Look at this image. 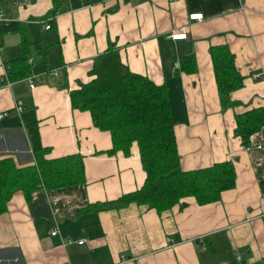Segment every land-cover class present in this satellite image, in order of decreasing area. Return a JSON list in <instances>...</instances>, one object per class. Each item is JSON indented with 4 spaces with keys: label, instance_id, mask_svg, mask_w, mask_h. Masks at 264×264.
Segmentation results:
<instances>
[{
    "label": "crops",
    "instance_id": "obj_1",
    "mask_svg": "<svg viewBox=\"0 0 264 264\" xmlns=\"http://www.w3.org/2000/svg\"><path fill=\"white\" fill-rule=\"evenodd\" d=\"M57 1V15L45 20L53 0L0 3V23H19L30 43L27 75L10 80L9 62L24 56L22 36L0 37V113H7L0 161L35 164L14 110L20 105L35 111L46 159L80 156L85 183L56 190L41 183L29 201L15 192L0 215V264H264V126L248 148L234 136L235 115L264 109V0ZM176 34L186 37L171 40ZM110 46L132 73L165 86L183 171L233 163L235 188L220 201L199 206L189 197L161 214L135 203L110 207L144 183L137 145L128 156L107 155L110 134L73 110L69 97L94 78V59ZM215 46L234 54L243 78L231 94L234 108L219 102L209 55Z\"/></svg>",
    "mask_w": 264,
    "mask_h": 264
},
{
    "label": "trees",
    "instance_id": "obj_2",
    "mask_svg": "<svg viewBox=\"0 0 264 264\" xmlns=\"http://www.w3.org/2000/svg\"><path fill=\"white\" fill-rule=\"evenodd\" d=\"M5 1H0L3 3ZM60 3L53 0L52 8L43 20L54 19ZM54 21H49V29ZM21 25L16 22L0 23V37L19 33ZM21 45L24 56L10 61V80L25 78V63L30 46L26 36ZM217 94L223 109L237 106L231 94L243 87V78L235 67V56L226 46L209 50ZM183 69H194V58L184 59ZM191 69V70H189ZM90 76L94 78L69 93L73 110L88 112L94 128L108 132L111 149L107 155L122 152L130 154L137 145L139 161L145 173L141 188L116 200L110 207H125L131 203L147 206L158 214L172 209L185 198H193L197 205L216 203L221 193L235 188V170L231 161L212 166L183 171L171 116L167 90L155 85L148 78L132 73L120 60L117 50L110 46L94 59ZM23 124L27 130L35 164L17 168L12 160L0 161V215L7 210L12 195L20 191L29 201L42 183L46 190H56L85 183L82 158L78 155L58 159H46L49 150L42 147L38 133L35 111H23ZM234 136L241 146L248 148L250 138L264 126V109L255 108L234 116ZM103 209L104 206H102ZM200 242V241H199ZM205 242V239L202 240Z\"/></svg>",
    "mask_w": 264,
    "mask_h": 264
},
{
    "label": "built area",
    "instance_id": "obj_3",
    "mask_svg": "<svg viewBox=\"0 0 264 264\" xmlns=\"http://www.w3.org/2000/svg\"><path fill=\"white\" fill-rule=\"evenodd\" d=\"M27 0H14L13 1V3H14V5H16V6H19V5H22V4H24L25 2H26ZM169 1H180V0H169ZM195 16H200V18L199 19H196L195 18ZM201 17H202V15H189V20H201ZM2 18V11H1V9H0V19ZM45 29L47 30V29H49V25H46L45 26ZM183 37V38H179V37ZM185 37H186V34H176V35H170V39L171 40H173V41H176V40H184L185 39ZM57 74V72L56 71H54L53 72V75H56ZM260 75H253V78H258ZM5 81V77H2L1 78V82H4ZM29 83H30V88H33V85H32V82L31 81H29ZM7 86H9V83H7ZM14 110H15V112L17 113V115L18 116H21V114L23 113V108L20 106V105H16L15 106V108H14ZM7 116V113H0V120L1 119H3L4 117H6ZM57 233H58V231H57V229H54L52 232H51V234L53 235V236H55V235H57ZM78 243V245H82L83 243H84V240H80V241H78L77 242ZM126 260V259H125ZM127 261V260H126Z\"/></svg>",
    "mask_w": 264,
    "mask_h": 264
},
{
    "label": "bare ground",
    "instance_id": "obj_4",
    "mask_svg": "<svg viewBox=\"0 0 264 264\" xmlns=\"http://www.w3.org/2000/svg\"><path fill=\"white\" fill-rule=\"evenodd\" d=\"M195 18H196V19H199V18H200V16H195ZM201 18H202V17H201ZM179 38H183V37H181V36H180Z\"/></svg>",
    "mask_w": 264,
    "mask_h": 264
},
{
    "label": "water",
    "instance_id": "obj_5",
    "mask_svg": "<svg viewBox=\"0 0 264 264\" xmlns=\"http://www.w3.org/2000/svg\"><path fill=\"white\" fill-rule=\"evenodd\" d=\"M0 1H14V0H0Z\"/></svg>",
    "mask_w": 264,
    "mask_h": 264
},
{
    "label": "rangeland",
    "instance_id": "obj_6",
    "mask_svg": "<svg viewBox=\"0 0 264 264\" xmlns=\"http://www.w3.org/2000/svg\"><path fill=\"white\" fill-rule=\"evenodd\" d=\"M202 15V14H201Z\"/></svg>",
    "mask_w": 264,
    "mask_h": 264
}]
</instances>
